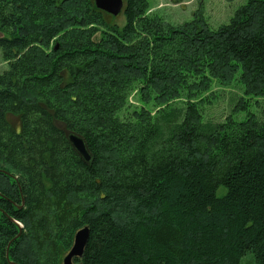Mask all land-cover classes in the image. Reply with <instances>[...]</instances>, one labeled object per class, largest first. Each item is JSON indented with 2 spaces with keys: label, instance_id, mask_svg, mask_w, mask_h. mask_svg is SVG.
Listing matches in <instances>:
<instances>
[{
  "label": "trees",
  "instance_id": "obj_1",
  "mask_svg": "<svg viewBox=\"0 0 264 264\" xmlns=\"http://www.w3.org/2000/svg\"><path fill=\"white\" fill-rule=\"evenodd\" d=\"M123 1L0 0V264H62L85 226L79 264H264V115L199 108L263 94L264 0L214 28Z\"/></svg>",
  "mask_w": 264,
  "mask_h": 264
},
{
  "label": "rangeland",
  "instance_id": "obj_2",
  "mask_svg": "<svg viewBox=\"0 0 264 264\" xmlns=\"http://www.w3.org/2000/svg\"><path fill=\"white\" fill-rule=\"evenodd\" d=\"M245 1L149 0V3L151 11L157 12L172 23L189 21L195 18L196 15L201 14L209 27L214 28L220 24L227 23L235 10ZM112 17L119 22L124 20L122 13L116 16L112 15ZM4 67L5 62L2 61L0 56V73ZM243 94L242 87L237 84L236 80H232L229 84L214 81L209 93L205 96L206 98L199 103L204 120L220 122L229 115H232L236 120H242L250 113L264 115V92L262 95L257 96H245ZM131 101H137L135 93L132 94ZM222 191L223 189L220 188L218 193ZM244 259L243 264H245Z\"/></svg>",
  "mask_w": 264,
  "mask_h": 264
},
{
  "label": "water",
  "instance_id": "obj_3",
  "mask_svg": "<svg viewBox=\"0 0 264 264\" xmlns=\"http://www.w3.org/2000/svg\"><path fill=\"white\" fill-rule=\"evenodd\" d=\"M96 8L102 10L110 15L116 16L122 12L124 1L123 0H94ZM68 141L72 144L78 154L85 160H90V155L85 145L83 138L75 133H68ZM88 239L87 226L79 229L75 235L71 248L68 253L63 257L62 264H79L74 259L82 256L83 249ZM15 264V263H13Z\"/></svg>",
  "mask_w": 264,
  "mask_h": 264
}]
</instances>
